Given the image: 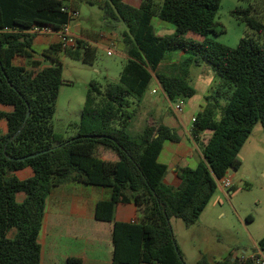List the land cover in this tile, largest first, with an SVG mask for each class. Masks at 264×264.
Returning a JSON list of instances; mask_svg holds the SVG:
<instances>
[{
  "label": "trees",
  "instance_id": "trees-1",
  "mask_svg": "<svg viewBox=\"0 0 264 264\" xmlns=\"http://www.w3.org/2000/svg\"><path fill=\"white\" fill-rule=\"evenodd\" d=\"M139 2L134 7L125 0H107L100 7L109 25H125L128 59L117 83L103 88L90 82L80 121L71 124L73 134L66 138L52 125L64 83L60 60L51 57L49 66L28 68L16 59L33 53L36 35L25 31L58 30L72 20L63 9L75 11L78 6L71 0H0V106L11 109L0 111L6 125L0 135V264H41L37 238L45 200L53 188L66 183L111 189L110 200L96 204L95 218L113 223L112 264H185L170 220L194 225L217 191L216 181L241 167L239 153L258 122L264 132V22L259 12L264 0L234 12L252 34L235 48L211 37L222 27L216 21L222 0ZM153 17L172 25L173 34L157 36ZM188 34L199 40L186 38ZM60 51L87 65L96 60L95 47L80 40L65 50L59 44L50 50ZM175 51L186 57L162 66ZM204 64L218 81L191 128L202 159L195 168H178L180 184L172 188L163 183L168 168L158 158L164 143L178 138L162 124L145 125L140 134L131 135L133 106L153 81L170 103L193 97L189 69ZM200 135L206 138L200 140ZM99 147L117 160L99 158ZM25 169L32 175L19 179L16 174ZM129 203L140 208L139 222H114L115 206ZM256 247L264 254V237ZM231 258L213 264H253L248 257L240 262ZM66 264L84 263L71 257ZM198 264L210 263L202 256Z\"/></svg>",
  "mask_w": 264,
  "mask_h": 264
},
{
  "label": "rangeland",
  "instance_id": "rangeland-1",
  "mask_svg": "<svg viewBox=\"0 0 264 264\" xmlns=\"http://www.w3.org/2000/svg\"><path fill=\"white\" fill-rule=\"evenodd\" d=\"M154 1L161 2L162 0ZM259 1L222 0L216 16V21L222 27L217 29L216 36H211L212 39L235 48L242 37L251 36V32L238 21L237 14L234 12L244 10L251 4L258 5ZM259 12L264 22V7ZM78 14L77 18L71 20V28L82 27L96 34H107L112 32V27L119 24L116 33L119 40L123 39L120 33L126 31L125 25L114 21L110 23L113 24L112 26L109 25L104 19L102 10L97 6L81 3L78 7ZM167 25L173 28L172 25ZM155 31L157 35L171 34V32L161 34L158 29ZM95 49L96 60L93 65H87L68 57L60 58L64 83L60 87L56 100L52 125L54 130L61 132L66 138L73 134L71 124L80 121L90 82H97L103 88L108 83H117L125 64L126 59L119 54L117 49L113 48L112 51H117V53L111 54L99 47ZM180 53V51L171 52L167 58L171 61L176 59ZM167 65L169 64H162V66ZM209 70L212 69L206 64L190 67L189 83L195 90L197 89V94L192 99H182L187 113L178 114V117L176 116L178 119L190 122L191 112L194 111L195 103L199 101L202 94L197 88V83L203 76L205 81L211 79L207 76ZM213 75L217 77L214 71ZM215 77L211 80L212 84L216 80ZM152 89L157 90L154 81L151 82L142 100L135 103L138 106L135 104L133 106L136 109V115L128 128V132L133 136L140 134L144 126L148 122L151 123L156 118L155 116H167L172 110L173 103L167 101L159 90L157 93H152ZM4 130V122L0 121V134H3ZM102 150L99 148L98 153ZM240 158L242 159L241 167L236 174L230 173L234 177V186L232 185V191L229 194L228 190H225L226 198L220 196V189L217 188L198 221L190 227H186L180 219L170 220L176 245L185 264H198L202 256L210 264L227 260L230 256L238 259L247 258L254 251L256 243L264 237V132L260 122L253 128L240 152ZM23 177L24 175H18L19 179ZM217 198L221 199L220 204L215 203ZM220 205H224L226 215L224 218H218ZM246 217L250 219L246 221Z\"/></svg>",
  "mask_w": 264,
  "mask_h": 264
},
{
  "label": "crops",
  "instance_id": "crops-1",
  "mask_svg": "<svg viewBox=\"0 0 264 264\" xmlns=\"http://www.w3.org/2000/svg\"><path fill=\"white\" fill-rule=\"evenodd\" d=\"M106 1L107 0H71V2L75 3L78 7L81 3H85L90 6H97L100 10H102L100 7L105 5ZM125 2L134 7H138L140 4L139 0H125ZM164 23L165 22L156 17L152 18L151 24L156 35L157 33L155 30L157 29L158 32H161V34L165 32H171V34H173L174 28H171ZM118 28L119 24L112 27V32L107 34H96L82 27L71 28V32L75 36L76 40H80L85 42L87 45L96 48L99 47L103 50H107L110 54L117 53V51H112L113 48L117 49L119 54L126 59V62L128 59L126 55L127 46L123 39L119 40L116 33V29ZM124 32L125 31H122L120 33L122 38ZM171 34H162L157 36ZM186 38H197L196 40H199L198 37H194L190 34H188ZM55 46H58V38L56 34L37 35L33 39V53H31V57H17L16 64H22L28 68L49 66V58H58L60 60L61 57H65L62 51L57 54H52L50 52L51 48ZM45 52H48V57L44 56ZM180 52L181 53L176 57V59L170 61L166 58L162 64H178L186 57L184 52ZM207 76H210L211 79L205 81L206 79H204L205 77L203 76L197 83V88L202 94L199 101L195 103L196 105L194 111L191 112L190 122L177 118L178 114L173 111V103L171 106L172 110L169 115L155 116L156 118L153 119V123H147L149 126L162 124L171 129L178 138L177 142H165L158 158L159 162L165 164L168 168L163 179V183L172 188H177L180 184V180L178 179L176 173L178 168H195L202 159L200 147L191 136V128L196 114L201 111L205 105V97L211 93L218 81L217 77L213 75L212 70H209ZM214 77L216 80L212 84L211 80H213ZM154 82L157 86L156 91L158 92L159 90L162 93L158 83L156 81ZM195 92L194 96L197 94V89ZM193 97H191V99ZM179 101L182 100H178L177 102ZM135 105L138 106V104ZM10 110V108L6 109L0 106V111ZM183 113H187L186 108H184L182 114ZM0 121H3L5 125L4 120L1 119ZM5 132L6 125L3 134ZM204 138H206V135H200V140ZM98 149L97 155L99 158L109 161L117 160V157L113 152L102 148L103 150L101 153H98ZM240 160L242 161L241 158ZM230 173L236 174L237 171L230 170L227 174V177L231 179L232 185L234 186V177ZM19 174L24 175L22 179H26L32 175L30 169L18 172L16 176L18 177ZM231 191L232 190L229 189L227 193L229 194ZM220 193L221 197H227L226 191L220 189ZM111 195L112 191L110 188L85 185L81 183H66L53 188L45 200L44 216L37 238L41 251V264H66V260L71 257L81 259L84 264H112V255L114 250L112 243L113 223L98 221L95 218L96 204L100 201L110 200ZM220 200V198H217L215 203L220 204ZM141 216L142 213L140 208L133 203L117 204L114 209L113 220L118 223H137L141 219ZM225 216L224 205H220L218 218H224ZM249 219V217H246V221ZM236 259L240 262L243 258ZM231 260H233V257Z\"/></svg>",
  "mask_w": 264,
  "mask_h": 264
},
{
  "label": "built area",
  "instance_id": "built-area-1",
  "mask_svg": "<svg viewBox=\"0 0 264 264\" xmlns=\"http://www.w3.org/2000/svg\"><path fill=\"white\" fill-rule=\"evenodd\" d=\"M63 11H66L69 13V17L71 19H75L78 17V11L75 10H69L68 8L63 9ZM5 31H9V29H5ZM27 34L30 35H49V34H56L58 38V44L60 45L62 50H65L67 48H70L75 45L76 38L71 32L70 23L63 25L58 30H52L48 27H33L29 30L25 31ZM156 90H153L152 93H156ZM184 110V104L182 101L176 102L173 105V111L176 114L182 113ZM217 188H220L222 190H229L232 188V181L230 178L227 177V175L216 181ZM250 260H252L253 264H264V254L257 248H254V251L252 254L248 257ZM235 257H233V260ZM244 259V258H243Z\"/></svg>",
  "mask_w": 264,
  "mask_h": 264
},
{
  "label": "water",
  "instance_id": "water-1",
  "mask_svg": "<svg viewBox=\"0 0 264 264\" xmlns=\"http://www.w3.org/2000/svg\"><path fill=\"white\" fill-rule=\"evenodd\" d=\"M27 116H28V114H27ZM35 156V155H34ZM34 156H32V157H34ZM24 159H26V158H24ZM231 171H234V170H231Z\"/></svg>",
  "mask_w": 264,
  "mask_h": 264
}]
</instances>
